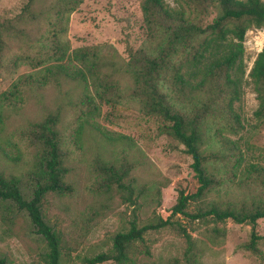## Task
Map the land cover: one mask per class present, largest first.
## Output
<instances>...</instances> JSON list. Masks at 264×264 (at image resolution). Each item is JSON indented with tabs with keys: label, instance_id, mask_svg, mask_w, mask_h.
<instances>
[{
	"label": "rangeland",
	"instance_id": "rangeland-1",
	"mask_svg": "<svg viewBox=\"0 0 264 264\" xmlns=\"http://www.w3.org/2000/svg\"><path fill=\"white\" fill-rule=\"evenodd\" d=\"M60 0H33L32 8L40 14L37 20L26 17L19 25L24 33L7 37L0 54V97L21 75L34 73L22 54L34 58V44H40L50 28L48 11L57 8ZM175 7V0H164ZM142 0H82L70 12V20L64 39L72 47L97 46L102 55L113 58L118 64L129 60L130 48L143 47L155 52L156 39H150L141 6ZM27 0H0L1 19L14 17L21 12ZM190 13V9H187ZM216 6H209L207 12L192 10L196 22L206 24L216 15ZM244 66L249 71L257 53L264 47V29L251 26L244 38ZM124 98L115 105H102L100 115L90 118L78 137L81 112L75 103L82 87L79 84L64 85L62 91L49 86L34 92V87L24 86L12 100L0 98V169L16 173L28 179L32 168L34 145L26 132L36 121H40L51 109L62 107V121L58 128L63 144L68 150L67 163L70 170L67 178L73 182V190L65 195L47 193L43 211L48 221L60 231L63 238L61 264H81L84 258L101 250H108L114 234L130 225L134 216L149 219L162 215L175 220L160 228L147 230L143 242L137 240L139 250L132 264H190L186 249L188 241L181 233L183 224L197 244V264H264V218L257 219L255 232L260 235L259 245L263 259L241 246L247 240L251 224L236 222L231 218L217 222L225 233L211 239L212 220H192L188 216L172 213V206L181 188L194 192L198 185L192 166L193 157L184 144L171 135L161 132L162 121L148 114L137 98H131L133 78L127 73L117 75ZM243 94L234 102L239 114L240 126L226 118L208 117L204 122L202 146L216 150L219 158L208 161V168L220 178V182L208 190L205 199L226 201L243 199L248 202L261 197L264 179L259 173L249 176L247 182L235 185L228 177L230 149L220 141L219 133L236 140L245 152V160H254L264 167V123L253 115L258 100L249 77L245 76ZM163 89L170 92L168 84ZM18 94V95H19ZM174 94L171 93L170 96ZM209 95L199 93L195 101L208 100ZM174 101L181 107H192L195 102L174 95ZM221 105L218 98L213 99ZM81 104V103H80ZM120 138L109 139L106 134ZM121 134L126 135L121 138ZM19 157V158H17ZM98 159L131 161L132 174L146 192L139 206L122 200L118 194L109 196L95 188ZM195 204L190 205L192 210ZM149 248L148 253L144 248ZM46 239L32 222L27 212L0 200V256L9 264H47ZM97 264H116L106 260Z\"/></svg>",
	"mask_w": 264,
	"mask_h": 264
},
{
	"label": "trees",
	"instance_id": "trees-1",
	"mask_svg": "<svg viewBox=\"0 0 264 264\" xmlns=\"http://www.w3.org/2000/svg\"><path fill=\"white\" fill-rule=\"evenodd\" d=\"M82 0H60L57 8H51L47 15L50 28L40 44H34V58L22 54L34 73L24 74L3 92L1 99L12 100L21 96L24 86L34 87V92L54 86L62 91L64 85H81L77 106L83 118L76 128L77 136L89 125L90 118L100 115L102 105H115L123 98L117 75L127 73L133 78L134 87L129 94L137 98L143 109L159 118L163 125L161 132L171 135L184 144L185 150L193 157L192 166L198 185L194 192L181 188L172 206V213H182L192 220H212L211 239L223 235L224 227L217 222L228 218L236 222L250 223L252 228L247 240L241 246L263 259L259 245L260 235L255 232L257 219L264 218V189L261 197L250 202L238 199L226 201L205 199L208 190L220 182V178L209 170L208 161L219 158L216 150L202 146L204 122L208 117L230 116L240 126L239 114L234 102L243 94V84L249 77L258 100L253 115L264 123V47L257 53L250 69L244 66V38L251 27L264 29V0H175L176 6H169L164 0H142L141 6L150 39L157 40L155 52L143 47L130 48L129 60L118 64L113 58L102 55L97 46L72 47L64 39L70 20V12ZM33 0H27L21 12L14 17L1 19L0 54L7 37L24 33L19 25L26 17L37 20L40 16L32 8ZM209 6H216L217 13L206 24L196 22L191 14L196 8L207 12ZM190 9V13H187ZM168 84L170 92L163 89ZM195 102L189 109L174 101V95ZM199 93L209 95L208 100L195 101ZM19 94V95H18ZM218 98V103L213 99ZM62 121V107L51 109L40 121L30 125L26 132L34 145L32 168L28 179L16 173L0 169V200L16 209L27 212L37 231L46 239L47 264H61L63 238L46 218L43 199L47 193L65 195L73 190V182L67 178L70 165L67 163L68 150L63 144L59 123ZM106 134L109 139L120 138ZM121 138L126 135L121 134ZM220 141L230 149L229 179L240 185L247 182L253 173L264 179V167L254 160H245V152L236 140L219 133ZM19 158V157H17ZM96 189L109 196L118 194L122 200L139 206L145 199V186L137 182L132 174L133 165L128 159H98ZM264 182V181H263ZM195 204L191 210L190 205ZM171 217L155 215L142 219L134 216L126 229L117 231L112 246L84 258L81 264H97L113 260L116 264H132L139 250L137 240L145 239L147 230L175 224ZM181 233L188 241L186 249L190 264H197V244L187 228L180 224ZM144 248L150 252L147 245ZM2 255L0 264H9Z\"/></svg>",
	"mask_w": 264,
	"mask_h": 264
}]
</instances>
